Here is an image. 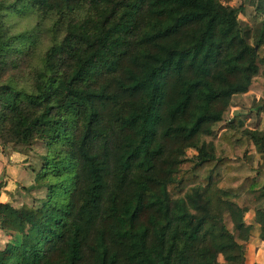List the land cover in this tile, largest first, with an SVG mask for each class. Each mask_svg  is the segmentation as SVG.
I'll use <instances>...</instances> for the list:
<instances>
[{"label": "trees", "instance_id": "16d2710c", "mask_svg": "<svg viewBox=\"0 0 264 264\" xmlns=\"http://www.w3.org/2000/svg\"><path fill=\"white\" fill-rule=\"evenodd\" d=\"M233 1L0 0V141L43 140L48 190L0 202L21 235L0 264H248L264 130L214 127L235 95L264 100V0L248 29Z\"/></svg>", "mask_w": 264, "mask_h": 264}, {"label": "rangeland", "instance_id": "374dc122", "mask_svg": "<svg viewBox=\"0 0 264 264\" xmlns=\"http://www.w3.org/2000/svg\"><path fill=\"white\" fill-rule=\"evenodd\" d=\"M258 0H234L233 4L244 5V11L240 14V20L244 28H255L263 18L257 11ZM30 17L17 19L18 26L23 28L30 24ZM253 42V40H251ZM260 70L264 74V48L260 50ZM263 94L258 91H251L244 94L235 95L224 119L215 125L216 132H220L234 118L241 114L245 128L264 130V108L258 109L264 104ZM255 153V161H263L261 154ZM194 151L190 150L189 155ZM47 154V147L43 140H37L33 145H4L0 141V202H10L16 207H38L46 199L48 190L43 180H39L43 170L42 156ZM240 205H248L249 212L245 220L250 224L254 223L255 209L261 204L254 195L247 194L238 199ZM263 205H264V201ZM20 240L19 233L8 232L0 227V248H4L8 242ZM257 238H254L256 240ZM252 241V240H251ZM223 264V263H222Z\"/></svg>", "mask_w": 264, "mask_h": 264}, {"label": "crops", "instance_id": "0c3cea01", "mask_svg": "<svg viewBox=\"0 0 264 264\" xmlns=\"http://www.w3.org/2000/svg\"><path fill=\"white\" fill-rule=\"evenodd\" d=\"M251 223L252 222H250V224ZM258 235L259 230L258 225H256L254 235L246 245V257L248 264H253L256 262L264 263V240H261ZM254 238L257 239L254 240Z\"/></svg>", "mask_w": 264, "mask_h": 264}]
</instances>
